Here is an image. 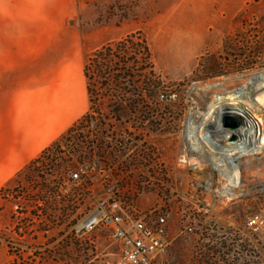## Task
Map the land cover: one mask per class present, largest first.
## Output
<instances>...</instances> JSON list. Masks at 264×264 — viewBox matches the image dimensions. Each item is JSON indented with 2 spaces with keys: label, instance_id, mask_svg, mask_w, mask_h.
<instances>
[{
  "label": "rangeland",
  "instance_id": "374dc122",
  "mask_svg": "<svg viewBox=\"0 0 264 264\" xmlns=\"http://www.w3.org/2000/svg\"><path fill=\"white\" fill-rule=\"evenodd\" d=\"M75 7L68 23L54 25L62 27L61 31L39 33L38 47L21 49V63L14 68L21 83L18 90L32 87L41 96L37 108L28 110L23 104L20 123L36 127L42 119L50 123L60 116L59 102L52 98L61 94L67 75L76 73L75 82L87 86L83 70L88 56L107 43L138 34L151 53L152 78L160 85L155 98L150 96L147 70L141 72L142 68L135 66L129 73L134 79L120 74L123 91L116 88L108 98L122 102L120 112H114L115 104L109 106L103 96L101 110L109 123L98 120L79 127L81 119L93 113L88 96L87 113L50 145L61 142L70 158L67 153L72 147H83L78 140L61 141L73 129L74 136L116 129L126 131L138 146H148L147 158L162 157L164 170L149 180L155 186L134 200L148 216L164 217L169 223L166 248L154 264H264V113L254 114L248 107L255 105L256 96L247 98L245 84L234 90H225L223 85L239 80L251 87L264 86V0H77ZM166 25L189 28L188 35L197 40L187 41L183 49L194 59L191 70H174L168 63L171 53H164L162 36L152 32ZM98 81L93 78L92 85ZM216 87L224 91L207 93L202 107H197V96ZM234 97L238 102H232ZM76 114L71 108L69 120ZM0 118L4 120L1 135L15 130L7 124V112L0 110ZM242 120L253 128L252 144L229 152L231 149L217 143L215 136H220L222 128L241 130ZM209 121H217L219 128L208 129ZM179 138L189 145L193 139L203 142L206 167L191 163L196 156H186L184 147L180 150ZM50 145L15 174L0 176V264H123L120 246L109 231L101 229L79 237L72 232L78 213L68 215V209H73L69 194L78 199L79 193L71 190L66 177V190H60L58 200L65 206L64 215L58 211L47 219L42 208L26 200L29 194L44 192L41 163L48 164L46 171L54 172L51 180L64 179L67 159L59 162L53 159L56 154L42 158ZM214 153L238 155H224L217 166L212 161ZM134 155L130 162L138 167L140 159ZM185 157L188 163L183 162ZM104 161L111 162L109 158ZM230 170L234 178L227 181ZM136 172L134 168V182L139 179ZM97 199H90L91 206L95 207ZM253 219H258V226H249ZM44 225L53 227L49 234H44Z\"/></svg>",
  "mask_w": 264,
  "mask_h": 264
},
{
  "label": "built area",
  "instance_id": "2783aa9c",
  "mask_svg": "<svg viewBox=\"0 0 264 264\" xmlns=\"http://www.w3.org/2000/svg\"><path fill=\"white\" fill-rule=\"evenodd\" d=\"M109 122L99 121L101 124ZM96 123L98 121L86 120L81 122L79 127ZM73 130L61 141L78 140L83 145L82 148L78 145L72 147L67 153L70 156L68 158L65 156V146L61 145V142L55 143L45 149L42 157L45 159L51 154H56L53 159H59V162L67 159L62 176L67 178L68 185L72 186L71 190L79 193L78 199L75 194H69L72 208L78 213V222L72 232L79 237L96 230H107L120 246L123 264H154L155 258L166 248L169 223L164 217L148 216L134 200L141 197L146 188L155 186L149 180L152 175L162 173L165 168L164 160L162 157L156 159V156L153 159L150 156L147 158L146 152L150 153L148 146L142 143L138 146L136 141H131L125 135L124 130L113 129L112 132L105 133V130L97 129L89 131L86 135L82 132L83 135L75 136L71 135ZM132 154H135L134 158L140 159L138 167L131 165ZM107 158L111 162L104 161ZM46 166L48 164H40L41 175L47 179L48 184L58 187L61 191L66 190V179L56 182L51 180V174L54 172L49 169L46 171ZM134 168L139 176L136 182L132 178ZM95 196L99 199L93 207L90 199ZM39 205L41 206V203ZM258 222V219H253L249 226H258ZM256 229L254 228L255 231ZM187 230L193 232L191 227ZM90 244L94 247L93 242Z\"/></svg>",
  "mask_w": 264,
  "mask_h": 264
},
{
  "label": "crops",
  "instance_id": "0c3cea01",
  "mask_svg": "<svg viewBox=\"0 0 264 264\" xmlns=\"http://www.w3.org/2000/svg\"><path fill=\"white\" fill-rule=\"evenodd\" d=\"M76 1L0 0V110L7 112L10 118L7 124L15 128L5 135L0 134L1 177L11 176L25 167L59 134L87 113V86L85 83L77 84L76 73H70L64 79L66 82L61 84V94L52 98V102H59L60 116H54L50 123L42 119L40 124H35L36 127L20 123L23 104L28 110L37 108L41 95L32 87L25 92L19 91L21 83L14 72L15 65L21 63V49L38 47L39 33L61 31L62 27L55 28L54 25L68 23L69 17L75 14ZM71 108L77 114L70 121L68 114ZM3 121L0 118V130Z\"/></svg>",
  "mask_w": 264,
  "mask_h": 264
},
{
  "label": "trees",
  "instance_id": "16d2710c",
  "mask_svg": "<svg viewBox=\"0 0 264 264\" xmlns=\"http://www.w3.org/2000/svg\"><path fill=\"white\" fill-rule=\"evenodd\" d=\"M135 66L142 68L141 72L147 70V74L149 75L147 84L149 86L150 96L155 98V91L160 85L152 78L153 62L151 53L146 42L138 34L129 35L119 41L107 43L88 56L83 72L88 81L87 89L93 113L92 115L83 117L81 122L86 120H99L100 122H104L108 120V116H105L101 110L104 100L103 96H107V99L110 98L112 91L116 88L119 91H123V86L121 84L119 85V80H121L120 74H123V78L128 77L134 79L129 76V73L134 72ZM93 78L94 80L97 79V81L99 79L95 85H92ZM108 100L110 102L109 106L115 104L114 112L121 111L123 108L122 102H119V100L115 102H112L111 99ZM41 186H45L42 194L39 193V195L35 196L29 194L26 200L30 204H33L32 206H39L38 209L42 208L43 215L47 219L52 216L54 217L58 211L61 212V215H64L66 209L59 202V199L62 197L59 188L51 187L44 176H41ZM40 203L41 206L39 205ZM75 211L74 208L72 210L71 208L68 209V215L75 213ZM52 228V226L44 225L42 230L44 234H49ZM61 236H64L63 233Z\"/></svg>",
  "mask_w": 264,
  "mask_h": 264
},
{
  "label": "bare ground",
  "instance_id": "6f19581e",
  "mask_svg": "<svg viewBox=\"0 0 264 264\" xmlns=\"http://www.w3.org/2000/svg\"><path fill=\"white\" fill-rule=\"evenodd\" d=\"M186 28H173L171 26H164L162 28L156 29L155 31H152L153 33L156 32L158 35H161L162 38L160 39V44H162L165 49L163 50L164 53L166 52L171 53L172 57L169 60V64L174 68V70L177 69H182L184 70H191L192 69V65L194 63V59L189 55L188 51H183V49L188 46L187 45V41L192 42L193 40L195 41L196 39L193 38L192 34L188 35L190 32L189 28L187 30H185ZM180 37V38H179ZM197 41V40H196ZM199 42H202L200 40H198ZM180 43V44H179ZM201 44V43H200ZM176 47L178 48V50L176 51ZM182 48V50H181ZM177 53V54H175ZM186 72V71H184ZM241 84H245V89L248 91V96L247 98H249L250 96H256V103L255 105L252 107V105H248L249 108L252 109V113H264V86L260 85L257 87H251L248 85V83L246 81H239V80H228L226 81L223 85L225 87V90H234L235 88H237L239 85ZM224 91V89L216 87L213 89H207L205 92H203V94H200L197 96V102L196 105L197 107H202V98L206 96L207 93H212V94H221ZM244 97V95H242ZM240 96V97H242ZM238 97L237 98H232V102H238ZM250 100V98H249ZM196 101V100H195ZM204 107V106H203ZM240 112L244 113L243 111L239 110ZM220 111H216V116H219ZM214 113V114H215ZM243 117V116H240ZM244 119V118H243ZM207 128L209 129L211 126H213L214 128L218 129L220 124L218 125L217 121L213 122V121H209L207 122ZM242 127L241 130L240 129H235V130H229V129H221L222 133H220V136H215V140L217 141V143H219L221 146L227 147L229 149H231V151L229 152H233L239 149H244L247 147L248 145H251V139H252V132H253V128L252 126H250L248 123L243 122L241 123ZM203 130H206V128H203ZM220 130V129H219ZM211 137V136H210ZM202 138V137H201ZM200 138V139H201ZM205 139V138H204ZM196 140V139H195ZM194 141L193 144L189 143L187 144L184 143L182 141L181 138L178 139L179 141V147L180 150L182 147H184L185 150V154H187L186 156L191 155H195L196 160H192L191 163L193 164H197L199 165V167L203 168L206 167V162H205V153H203V147H201V140L198 139V141L196 140ZM186 145V147H185ZM178 147V148H179ZM213 153V152H212ZM236 156L238 155L237 153L232 155V154H221V153H214L211 154L212 156V161L215 163V165H219V162H221L223 156ZM253 157V155H252ZM184 163H188V159L187 157H185L183 159ZM253 164V163H252ZM233 170H230L227 172L226 175V180L227 181H231V178H234V174Z\"/></svg>",
  "mask_w": 264,
  "mask_h": 264
}]
</instances>
